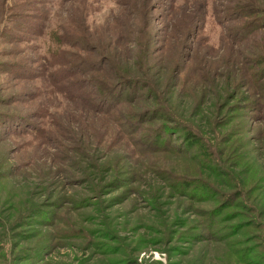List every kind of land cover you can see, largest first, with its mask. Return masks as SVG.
Returning a JSON list of instances; mask_svg holds the SVG:
<instances>
[{
    "label": "rangeland",
    "instance_id": "1",
    "mask_svg": "<svg viewBox=\"0 0 264 264\" xmlns=\"http://www.w3.org/2000/svg\"><path fill=\"white\" fill-rule=\"evenodd\" d=\"M0 264H264V0H0Z\"/></svg>",
    "mask_w": 264,
    "mask_h": 264
}]
</instances>
